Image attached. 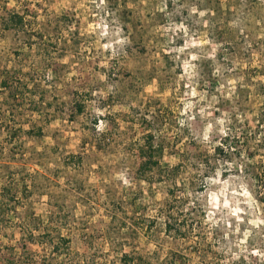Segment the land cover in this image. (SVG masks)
<instances>
[{
    "label": "rangeland",
    "instance_id": "1",
    "mask_svg": "<svg viewBox=\"0 0 264 264\" xmlns=\"http://www.w3.org/2000/svg\"><path fill=\"white\" fill-rule=\"evenodd\" d=\"M263 198L264 0H0V264H264Z\"/></svg>",
    "mask_w": 264,
    "mask_h": 264
},
{
    "label": "trees",
    "instance_id": "2",
    "mask_svg": "<svg viewBox=\"0 0 264 264\" xmlns=\"http://www.w3.org/2000/svg\"><path fill=\"white\" fill-rule=\"evenodd\" d=\"M10 22L13 23L14 25H16V24H18V23H22V18L19 17L18 15H12V16H11V19H10ZM260 201H261V200H260ZM262 201H264V198H263ZM169 228H170V226L168 225V231H169ZM65 243H67V242L65 241ZM28 264H29V263H28Z\"/></svg>",
    "mask_w": 264,
    "mask_h": 264
}]
</instances>
